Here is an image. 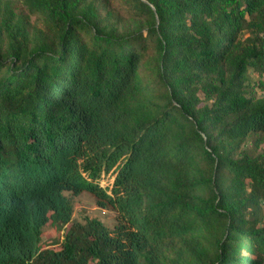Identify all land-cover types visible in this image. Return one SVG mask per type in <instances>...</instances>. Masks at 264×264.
Instances as JSON below:
<instances>
[{
  "label": "trees",
  "instance_id": "obj_1",
  "mask_svg": "<svg viewBox=\"0 0 264 264\" xmlns=\"http://www.w3.org/2000/svg\"><path fill=\"white\" fill-rule=\"evenodd\" d=\"M0 264H264V0H0Z\"/></svg>",
  "mask_w": 264,
  "mask_h": 264
},
{
  "label": "rangeland",
  "instance_id": "obj_2",
  "mask_svg": "<svg viewBox=\"0 0 264 264\" xmlns=\"http://www.w3.org/2000/svg\"><path fill=\"white\" fill-rule=\"evenodd\" d=\"M14 6L21 10L22 0H10ZM112 182L110 175H107L101 180L102 187H107ZM75 206L74 219L82 221V218H97L101 220L110 230H113L117 225L116 212L111 209H102L98 206L97 200L94 196L84 193L78 197L73 198ZM68 227L59 231L52 225H48L43 232L41 246L43 248H58L63 241L65 231Z\"/></svg>",
  "mask_w": 264,
  "mask_h": 264
}]
</instances>
